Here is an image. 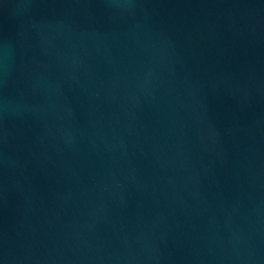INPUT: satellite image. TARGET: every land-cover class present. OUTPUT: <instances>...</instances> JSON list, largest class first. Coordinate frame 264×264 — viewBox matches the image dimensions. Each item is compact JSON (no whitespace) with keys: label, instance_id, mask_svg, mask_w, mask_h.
<instances>
[{"label":"water","instance_id":"obj_1","mask_svg":"<svg viewBox=\"0 0 264 264\" xmlns=\"http://www.w3.org/2000/svg\"><path fill=\"white\" fill-rule=\"evenodd\" d=\"M0 264H264V0H0Z\"/></svg>","mask_w":264,"mask_h":264}]
</instances>
